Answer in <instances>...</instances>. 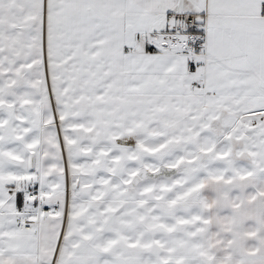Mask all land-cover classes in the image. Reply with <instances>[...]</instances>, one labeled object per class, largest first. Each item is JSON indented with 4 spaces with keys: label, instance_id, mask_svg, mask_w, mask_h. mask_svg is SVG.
<instances>
[{
    "label": "snow or ice",
    "instance_id": "6c2138e0",
    "mask_svg": "<svg viewBox=\"0 0 264 264\" xmlns=\"http://www.w3.org/2000/svg\"><path fill=\"white\" fill-rule=\"evenodd\" d=\"M0 264H264V0H0Z\"/></svg>",
    "mask_w": 264,
    "mask_h": 264
}]
</instances>
